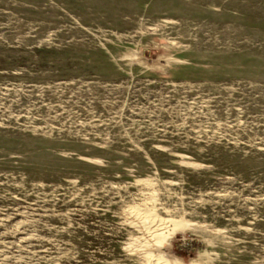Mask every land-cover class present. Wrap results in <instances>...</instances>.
<instances>
[{"label": "rangeland", "instance_id": "374dc122", "mask_svg": "<svg viewBox=\"0 0 264 264\" xmlns=\"http://www.w3.org/2000/svg\"><path fill=\"white\" fill-rule=\"evenodd\" d=\"M264 264V0H0V264Z\"/></svg>", "mask_w": 264, "mask_h": 264}, {"label": "bare ground", "instance_id": "6f19581e", "mask_svg": "<svg viewBox=\"0 0 264 264\" xmlns=\"http://www.w3.org/2000/svg\"><path fill=\"white\" fill-rule=\"evenodd\" d=\"M157 264H175V263H173V262H169V261H167V262H165L164 260H157ZM153 264H156V263H153Z\"/></svg>", "mask_w": 264, "mask_h": 264}]
</instances>
